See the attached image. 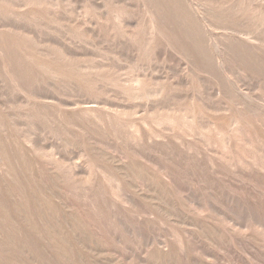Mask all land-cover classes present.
<instances>
[{
    "label": "rangeland",
    "instance_id": "374dc122",
    "mask_svg": "<svg viewBox=\"0 0 264 264\" xmlns=\"http://www.w3.org/2000/svg\"><path fill=\"white\" fill-rule=\"evenodd\" d=\"M44 1L46 3L50 2L52 5L55 3L58 7L46 8V5L40 6L44 8V10L40 9L41 11L46 10V13H48L45 14L48 16V19L45 16L46 21L38 23L26 22V24L25 21L22 22V20H18L14 16V14H20L24 9L19 6V4H21L19 1L0 0V3L8 6L12 12L11 14H0V38L1 36L8 35L20 37L22 41L24 40L29 43L30 46L41 55L49 54V56L52 57H60L61 51H69L72 54L75 53L73 58L76 59L72 60V58V61H67V64H72L76 61V63L74 62L73 64L79 62L94 68L96 67L97 72L94 75L100 76L101 80H94H97L96 82L99 83L109 76V78H107L111 86H108V81L105 82L106 84L103 81L101 83V87L102 84L104 86V90L102 91L103 94L96 100L101 104L105 102L103 104V109H106L105 111L109 110L113 113L122 114L118 117L122 122L128 120L136 123L140 135L146 136L150 132L167 131L168 144L167 146H161L162 148L160 146L149 147V144H144L145 146L142 151L144 152L147 149L146 154L148 153L151 157L149 163L145 160L143 161L140 157L131 155L126 159H119L120 157L117 153H113L114 151L112 152V148L118 149L117 151L122 150L127 152L132 148L130 140L128 139L130 132L126 126L123 124V126H120L115 131L107 130L106 134L108 135V139L105 142L106 146H98L99 144L94 145L89 135H87L91 134L90 131L92 128L95 130L89 122L83 123L84 127L87 129L83 132L82 128L80 130V126L79 128H77L78 126L75 127V123L77 124L78 122L75 121L74 123L73 121H68V116L67 121H63L66 111L62 104L80 100L77 91L75 92V90L69 86L71 84L68 85L65 83L67 86L57 85L56 88L55 86H51L47 81L39 79L38 82L30 86V88L34 89V86H36L35 93L38 94L39 98H44V96L50 98L52 96L51 98H53L57 104L59 103L58 105L55 103V105H44L46 103L42 102L48 100L42 99L40 101L37 100L35 104L36 108L45 106L49 112H51L50 115H53L52 119H54L55 125H53V127H56L60 133V140L55 141L53 135L43 133L47 129L43 121L39 122L40 125L36 122L35 125L37 127L35 126L36 128L34 127V129L28 126V124H24L27 120L24 119L22 115H24L27 111L26 109L29 107L23 104L24 98H21L19 95L15 94V92L12 94L11 90L14 89L13 87H15V85L11 84L8 79L4 82L2 81L3 78H6V70L12 72L17 67H4L0 56V113L4 118L0 117V120L5 124L4 129H0V147L4 150H11V152L8 150L5 154L7 155L6 159H9V164L6 168H10L12 175L5 174L3 170L4 167L0 165V264H9V262L10 264H249L250 257H254V255H256L254 258L264 264V240L262 241L259 238L260 233L264 231V177H255L251 174L249 176L248 172H244L240 170V168H237V170L233 172L232 169L227 168V165L221 159V155L225 153L224 151L230 150L229 152L232 159L240 158V160L243 159L248 161L241 152H248L250 149V143L248 141H255V134L262 136L263 130L257 126V124L255 125L253 120H249L251 128L245 131L243 133L244 135H237L235 129L229 126V114L226 112L215 113L208 111V113L202 116L203 118L201 116L196 117V125L194 128H191L188 122L189 129L181 125L177 126L178 129H175V127H170L172 124H170L168 128L167 125L158 126V124L154 122L165 115H168L169 118L174 121L180 122L182 119L180 113L174 112V114L172 110L178 107V103L182 106L194 99L197 106H201V103L204 102L208 108H223L227 100L225 101L214 96L215 82H223L221 75L217 71H214L213 74H201L199 77V75L190 73L191 69H195L196 67H187L190 71L187 73L184 62H180L178 57L164 50H160V52L159 50L155 51V56L157 58L155 60L153 59L154 51L151 53V59H145V55L142 52L136 51V47H133L125 37L123 38L121 36L123 32H118V30H115L117 28H113L111 24V28L108 29L109 24L107 26L97 20L101 12L100 0H65V2L64 0ZM219 1L222 2V7L224 9H228L235 3V0ZM115 2L117 6L120 4L123 7L125 6V9H132L135 19L139 20V23L141 22L140 16L137 15V10L139 11L142 5L139 0H124L123 2L121 0H115ZM247 2L252 8H256L259 4L261 5L264 0H247ZM19 7H21V9H19ZM76 9L77 12L87 9L91 17H93L91 22H88V24L83 22L76 14ZM53 16H55V18ZM56 19H58V24L56 26L60 25V29L55 26ZM47 20L50 21L47 22ZM21 25L22 29L20 27ZM79 26L80 28H78ZM113 29L116 32L113 31ZM12 30H15V32L13 33ZM32 30L34 31L32 32ZM101 30H103V33ZM58 31L59 33H57ZM70 32H72V34ZM261 36L264 39V32H261ZM66 37L67 40H65ZM41 41H43V43ZM69 42L71 44H68ZM36 44L39 47L34 46ZM53 47L54 49H52ZM135 53L137 55H135ZM260 53L263 54L264 58V51ZM172 58L174 62L178 60L179 63H173ZM98 68H100V72H98ZM198 68L205 70L206 67ZM240 68L241 67L236 66L229 67L233 79H237L243 85L247 84L250 87H255V81H248L245 79L244 77L247 75L240 72ZM122 73H124V75ZM125 74L127 76H140L139 78L151 85V90L156 86L162 89L164 87L163 96L148 98V100L145 98L144 100H142L143 98L141 100L129 99L127 88L125 91L121 84L116 83L126 76ZM119 76L121 78H119ZM113 77L114 83L112 82ZM13 78L16 82V86L17 84L23 86L21 80L15 76H13ZM97 86L100 89V85L97 84ZM8 102L11 103L9 104ZM161 106L163 107L161 108ZM123 113L128 114L130 117L127 115L123 116ZM16 115L17 117L21 115L20 121L24 123L22 122V125L21 123L20 125L22 128L24 127L23 130L21 126L19 128V119L16 120V125L11 123V118L16 117ZM8 118L10 121L9 123H7ZM16 121L14 122L16 123ZM25 126H28L29 129L31 128L30 131L32 133H30L29 130L28 132L31 134L36 147L41 153L58 151L59 155L65 156L66 154L68 157H76L78 153L85 148V150L94 157L95 152L93 150L97 147L102 153H106L105 156L106 159L108 158V161H104L101 165L107 168L117 166L121 169L123 185L127 188L126 193L133 199L135 206L127 204L125 208L120 209L121 207H119V210H122V214L128 215L127 217V215L123 214L124 217L127 218V225L137 224L141 234L143 233V235L146 236L138 237V234L135 232L136 235L134 231L132 233L125 232L124 230L126 229L120 227L118 224L117 227L116 225L111 227L100 226L103 219H106L107 215L112 213V211L110 212L112 209L109 210V207L103 203L109 202V200L111 203L115 201L109 188L101 179L97 178L91 179L90 182L87 181L82 183L66 180L62 172L60 173L57 171L58 169L61 170L60 166L59 168L54 166L56 167L55 170L50 164L46 163L48 167L44 162V165L42 163L43 161L39 160V156L37 157L33 152L27 150V148H23L21 143H19L21 140L15 142L17 138L14 139V137L19 138V135L22 136V134L27 132V127ZM218 128L222 130L226 136L230 134V137L227 138V145H223L221 140L222 137L216 135L215 129ZM201 132H206V134H202ZM103 134L105 133L103 132ZM234 135L235 137H233ZM202 136L205 140H202ZM199 139L200 141L197 142L196 140ZM184 142L185 144L193 146V150H185L183 148ZM228 142H230V144H228ZM39 144L41 147H39ZM81 144L82 147L80 148L79 146H81ZM203 145H205V147ZM51 146H54V148ZM64 146L68 147L66 148ZM72 146H76L74 147L75 150ZM108 146L110 147L109 149L107 148ZM4 158L5 156H3V159ZM34 158L36 159L34 160ZM111 158L115 160L113 163L110 162ZM209 159L217 162L220 167L219 170L215 171L211 169ZM38 160L41 161V164H39L40 162L37 163ZM159 162L164 163L170 168L172 175L170 174L168 179H165L163 175L159 173L160 166H157ZM173 169L178 171V175L174 174L175 170L173 171ZM125 175H128V177ZM175 185L176 188L173 187ZM261 185H263V187ZM208 190L213 196L210 197L211 205H209V211L204 212L202 215H198L193 209L188 207L187 198L195 197L196 200L204 202L205 200L203 199H206L207 195L210 196L209 193H206ZM224 194H226V197ZM145 205L150 206L162 221L145 222V225L144 223L140 224L137 222L133 214L137 209H143ZM132 207L137 209L135 210ZM87 215L91 219L95 217L93 219H97L96 223H99V220H101L100 224L97 225L99 231L95 224L93 227L95 226L96 229L86 221ZM226 217H229L241 227L245 226L246 229H244L245 227L241 229L244 232L240 233L223 229L221 220ZM255 218H257V220ZM255 222H259L263 225L260 227L261 229L255 225ZM34 223L35 227L32 228ZM14 227H17L19 231L21 229L25 232H32H27L28 234L26 237V233L22 231L20 233L18 230L17 232V228ZM13 232L14 234H12ZM133 233L135 235H133ZM28 235L34 238L33 241H35L36 244H33L32 238ZM177 236L180 238L182 244L181 242H177ZM146 237H148V241L150 239V242H152L154 238L165 239L167 247H165V249H158L155 246H153V248L152 246H144L146 245ZM234 238L238 240L242 239L240 243L232 242L231 239ZM243 238L247 239L245 241L248 243L245 242ZM28 240L32 241V243H30V241L28 242ZM21 241L26 242V244L24 242L23 244ZM21 243L23 246H21ZM204 254H210L212 257L210 262L204 260Z\"/></svg>",
    "mask_w": 264,
    "mask_h": 264
},
{
    "label": "bare ground",
    "instance_id": "6f19581e",
    "mask_svg": "<svg viewBox=\"0 0 264 264\" xmlns=\"http://www.w3.org/2000/svg\"><path fill=\"white\" fill-rule=\"evenodd\" d=\"M16 1H19L21 3V4H19V6H21L22 9L23 8L24 9L22 10V12L20 14H17V15L14 14V16L16 19L22 20V22L25 21V23L26 22H34V23L37 22L38 23L41 21H46L45 19L46 18L48 19V16L45 14H48V13H46V10L41 11L42 9L44 10V8H41L43 5L44 6L46 5L47 6L46 8L58 7L55 3H54L55 5L54 4L52 5V4H50V2L46 3L44 0H16ZM121 1L123 2L124 0H121ZM139 1L142 3L140 10L139 11L137 10V15L140 16V20H141L140 23L138 22L139 20L135 19V15L132 13L133 12L132 9L131 10L125 9V6L123 7L120 4H118V2H120V1L117 2V4H118V6H117L115 0H100L101 12L99 13V15L97 17V20L100 21L102 24L104 23V25L108 26V24H109L108 29L111 28L110 27V24H111L113 26V28H117L115 30H118V32H123L121 34V36L123 38L125 37V39H127V41L133 45V47L135 46L136 51L142 52L145 55L144 58L147 60L151 59V56H152L151 53L153 51H154L153 53L155 56L156 50H159V52H160V50H162V51L164 50V51H167V52L173 54L174 56L178 57L180 59V62L181 61L184 62V67H186L187 73L190 72L187 67H196L195 69H191L190 73L194 74V75H199V77L201 74L210 75V74H213L214 71H217L221 75V77L223 78V82L222 83L215 82V88H214L215 95L214 96H216L220 99H223L225 101L227 100V102L224 104L225 106L223 108H218V109L208 108V107H206V104L204 102L201 103V106H199V105L197 106L194 102L195 99L191 100L188 104H184L182 106L179 105V103H178L177 104L178 107L174 108L172 110V112L173 113L174 112L180 113L181 118H182L180 122H177V121L170 119L168 115L167 116L165 115L164 117H160L158 120H156L154 122L156 124H158V126L159 125H161V126L167 125V127H168V126H170V124H172L170 127H172V128L175 127V129H178L177 126H180V125L185 126L186 129H189L190 127L194 128V126L196 125L195 124L196 117H199V116L202 117L203 115L208 113V111L215 112V113L226 112L227 114H229V118H228L229 126H232L233 129H235V132L237 133V135H239V134L244 135L243 133L251 128V124L249 123V120H253L255 125L257 124V126H259L263 130V135L258 136L255 134L254 135L255 141H252V142H250V140L248 141L250 143L249 144V146H250L249 151L248 152H244V151L241 152V154H244L243 156H245V159H247L248 161H245L243 159L240 160V158L232 159L230 156V152H229L230 150L224 151L225 153L221 155V159L227 165V168L232 169L233 172H235L237 170V168H240V170H242L244 172H248L249 176L251 174V175H254L255 177H258V176L264 177V58H263V54L260 53V52L264 51V49H263L264 39L261 36V32H264V2L261 5L259 4L256 8H252V6L248 4L247 0H235L234 5H232L228 9H224L222 7V2H220L219 0H139ZM227 1H229V0H227ZM14 2H13V4H14ZM64 2H65V0H64ZM126 4H127V2H126ZM134 6H135V4H134ZM21 7H19V9H21ZM37 9L41 12H39ZM78 11H79V9H78ZM76 12H77V9H76ZM11 13L12 12L8 8V6L2 5V3H0V14H11ZM76 14L86 24H88V22H91V20L93 18V17H91V14H89V11L87 9H84L81 12H77ZM137 15H136V17H137ZM45 16H46V18H45ZM53 17L55 18V16H53ZM9 18H11V17H9ZM57 20L58 19H56V21H55L56 22L55 26L58 24ZM87 20H89V21H87ZM13 21H14V18H13ZM49 21L47 20V22H49ZM135 23H136V25H135ZM23 25H24V23H23ZM89 25H90V23H89ZM91 25H93V24H91ZM20 27L22 29V25ZM25 27H26V25H25ZM56 27L58 29L61 28L60 25H58ZM75 28H76V26H75ZM78 28H80V26ZM15 29H16V27H15ZM33 29H34V27H33ZM100 29H101V25H100ZM51 30H54V29H51ZM115 30L113 29V31H115ZM22 31H24V30H22ZM33 31L34 30H32V32ZM101 31L103 33V30H101ZM104 31H105V29H104ZM12 32L14 33L15 30L14 31L12 30ZM67 32H68V30H67ZM50 33H51V31H50ZM57 33H59V31ZM70 33L72 34V32H70ZM19 34H20V32H19ZM38 34H39V31H38ZM61 34L64 35L63 33H61ZM44 35H45V32H44ZM28 37H30V36H28ZM67 37L65 40H67ZM74 37H75V32H74ZM30 38H32V37H30ZM68 39H69V37H68ZM41 42L43 43V41H41ZM45 42H46V40H45ZM51 42H52V40H51ZM68 44H71V43L69 42ZM41 45H43V44H41ZM34 46H38V45L36 44ZM91 47H92V45H91ZM52 49H54V47ZM42 52H45V51H42ZM55 52H56V50H55ZM60 53H61L60 57L59 56H57V57L53 56L52 57V56H49V54L48 55H46V54L41 55V54L37 53V51L34 50V48L32 46H30L29 43H27L24 40L22 41V38H20V37L18 38L15 36L12 37V35L11 36L8 35V36H1V38H0V56L2 58V64L4 65V67H17L12 72L6 70L5 71V73H6L5 77L6 78H3L2 81L4 82L6 79H8L11 84L15 85V87H13L14 89L12 88L13 90H11L12 94H14L13 92H15V94L19 95L21 98H24V100L21 99L24 101L23 104L25 106L29 107L28 109H26L27 111L24 113V115H22V117L24 116V119L27 120V121H25V123L22 121L25 125L28 124V126L33 127V129H34V127L36 126L35 125L36 122L39 123V122L43 121L44 125H46L45 127L47 128L46 131L43 133L53 135L55 138L54 139L55 141L60 140L59 131L57 130L56 127H53V125H54L53 120L54 119H52L53 115H50L51 112H49V110L45 106L41 107V108L35 107L37 100L40 101L42 99L48 100V101L42 102V103H46L44 105H48V104L50 105V104H54V103L57 104L54 101V99L51 98L52 96L50 98H46L43 95L44 98H42V97L39 98L38 94L35 93L36 92V86H34V89L30 88V86L37 83L38 80L40 79V80L47 81L48 83H50L51 86H55L56 88H57V85L61 86V85L71 84L69 86L72 87L75 90V92L77 91V94H78V97L80 98V100H75V101L70 102V103L62 104L64 110L66 111V114L64 115L63 121L66 122L67 116H68V121H73L74 123H75V121L78 122L77 124L75 123V127L78 126L77 128H79V126H80V130L82 128L83 132L87 130L86 127H84L83 123L89 122L90 125H92L95 128V130H97V131H95L92 128L90 131L91 134H87V135H89L90 140L93 141L94 145L99 144L98 146H100V145L106 146L105 142L108 139V135L106 134L107 130L115 131L120 126H123V124L126 126V128L130 132L128 139L130 140L132 148H131V150H128L129 152L122 151V150L117 151L118 149L112 148V152L114 151L113 153H117V155L120 157L119 159H122V158L126 159L129 155H131V156L140 157L143 161L145 160L149 163L151 161V157L148 155V153L146 154L147 149L144 152L142 151V149L145 146L144 144H149L148 145L149 147L167 146V144H168V141H167L168 140V134H166L167 131L162 132L163 131L162 130L161 132L160 131H155L152 133L150 132L146 136L140 135L139 130L137 129L136 123L130 122L128 120H127L128 122L127 121H125V122L120 121L118 117H120L122 114L113 113L112 111H109V110L105 111L106 109H103V106H104L103 104L105 102L103 104H101V103L96 101L103 94L102 91L104 90L103 89L104 86L102 84V87H101V83L103 81H104V83L106 81H108V83H107L108 86H111V84L109 85V80H108L109 76H107L108 78L106 77V79L102 78L103 80H102V82L100 81V83L96 82L97 80L95 81L94 79L101 80L100 76L94 75L97 72L96 67L94 68L90 65H87L84 63H79V62H77V64H73L74 62L76 63V61H74L72 64H67V61L69 62V61L76 59V58H73L75 53L73 52L74 54H72L69 51H61ZM77 54H79V53H77ZM130 55H131V53H130ZM135 55H137V54L135 53ZM135 55H134V57H135ZM154 56H153V59L154 60L157 59L156 56L155 57ZM168 56H169V54H168ZM126 57H127V55H126ZM163 57H164V55H163ZM78 60H80V59H78ZM109 60H110V58H109ZM172 61H173V63L176 62V61L174 62L173 58H172ZM177 62H178V60H177ZM231 66L241 67L240 72H242L244 75L245 74L247 75L246 77H244V76L243 77L245 79H247L248 81H251V80L255 81V87H250L247 84L243 85L237 79H235V78L233 79L232 73L229 70V67H231ZM198 67H206V68L204 70V69H201ZM94 69H95V71H94ZM99 69L100 68H98V72H100ZM119 74H121V73H119ZM122 74L124 75V73H122ZM13 76H15L19 80H21L23 83V86H20L18 84L16 86V84H15L16 82H15ZM95 77H99V78H95ZM139 77L126 75L123 78H121L119 76V78H121V79L117 81V79L115 77V80L117 81V82L116 81L115 82L118 84H121L124 87L123 88L124 90L127 88L126 90H127V95H128L129 99L132 98V99H136V100H141L143 98L142 100H144V98H145L148 100V98H152V97H156V96H158V97L163 96L164 89H165L164 87L162 89L161 87L159 88L158 86H156L157 88L155 87L153 90H151V85ZM113 80H114V77L112 78V82L114 83ZM184 80H185V78H184ZM97 84L100 85L99 86L100 89L98 88ZM152 85H154V84H152ZM156 85H158V84H156ZM198 85H199V83H198ZM203 85H204V83H203ZM101 88H102V90H101ZM3 94H4V92H3ZM106 94H107V92H106ZM4 98H5V96H4ZM14 98L16 99L15 96H14ZM138 98H140V99H138ZM181 102H180V104H181ZM6 103H7V101H6ZM62 103H63V101H62ZM162 103H163V101H162ZM18 104H19V101H18ZM115 107H117V106H115ZM162 107L163 106H161V108ZM168 107H170V106H168ZM180 107H182V108H180ZM0 108H1V105H0ZM133 110H134V107H133ZM162 111H164V110H162ZM0 112H1V110H0ZM115 112H116V110H115ZM124 115L129 116L128 114L123 113V116ZM0 117L3 118V116H1V113H0ZM18 117H17V115H16V117H12L11 123L16 125L17 124L16 120L19 119L18 122H19V128H20V126L22 125V122L20 121L21 115H18ZM69 118H70V120H69ZM116 118H118V119H116ZM14 121H16V123ZM9 122L10 121L8 118L7 123H9ZM58 122H59V120H58ZM188 122L190 123V127H188L189 126ZM20 123H21V125H20ZM39 125H40V123H39ZM28 126H25V127H27V132H28V130L29 131L31 130V128L29 129ZM4 127H5V124L0 120V129H4ZM50 127H53V128L49 129ZM212 127H213V125H212ZM21 129L23 130L24 127L22 128V126H21ZM27 132L22 134V136L19 135V138L14 137V139L17 138V140H15V142L18 140H21L20 142L19 141L18 142L21 143L23 148L25 147V148H27V150L33 152L34 155H37V157L39 156V160L43 161L42 162L43 164H44V162H45V164L46 163L50 164V165H52L51 167L53 169L55 168V170H56V167L59 168V166H60L61 170L58 169L57 171L60 173L62 172L63 177L66 180H71V181H74L76 183H82V182H87V181L90 182L91 179L97 178V179H101L105 183V185L109 188V190L112 194V197H114L115 201L113 203H111L109 200V202H106V203L104 202L103 204H105L107 207H109V210L112 209V210H110V212L112 211V213L107 215V218L105 217L106 219H103L102 222H101V220H99V223L98 222L96 223L97 219H95V220L93 219L95 217H92V219L90 217H88V215H89L88 214L86 221L88 223H90V225H92V227L94 224L97 227V225H99L100 222H101L100 226H107V227H111L113 225H116V227H117V224H118L120 227H123L126 229V230H124L125 232H129V233L131 232L132 233L134 231V233L136 232L138 234V237L139 236H146V235H143V233L141 234V231L139 230V227L137 224L127 225L126 224V223H128L126 220L127 218L124 217V215H127V214L123 213L124 214L123 215L121 212L122 210L121 211L119 210V207H121L120 209L125 208V206L127 204L134 206V202H133V199L131 197H129V195H127V193H126L127 188L123 185V178L121 177V175H122L121 169L117 166H113V167L111 166V167L107 168V167H105V166L103 167L101 165V163H103L104 161H108L107 160L108 158L106 159V156H105L106 153L105 154L102 153V151L100 149H97L98 147L93 150L95 152L94 157H92L88 153V151L85 150V148L82 149L76 157H70V156L68 157V155L66 156V154H65V156H62V155H59L58 151H51L50 153H43V152L41 153L40 150L36 147V145L32 139L31 134H29V132L28 133ZM98 132H100V133H98ZM103 132L105 134H103ZM206 132H209V131H206ZM206 132H201V133L206 134ZM215 132H216V135H220L222 137V139H221L222 144L227 145V141H228L227 138L230 137V134H227V136H226V134L222 130H219V128L215 129ZM30 133H32V132L30 131ZM208 134H210V133H208ZM34 135H35V133H34ZM196 135H198V134H196ZM46 137H47V135H46ZM233 137H235V135ZM5 139H7V138H5ZM200 139H201V137H200ZM200 139L196 140V141L198 142V141H200ZM203 139H204V137L202 138V140ZM181 143H183V142H181ZM36 144H38V143H36ZM206 144H207V141H206ZM228 144H230V142H228ZM19 146H20V144H19ZM181 146H182V144H181ZM203 146L205 147V145H203ZM232 146H233V144H232ZM39 147H41L40 144H39ZM51 147L54 148V146H51ZM64 147L67 148L68 146H64ZM72 147L75 150L74 147H76V146H72ZM79 147L81 148L82 144ZM4 148H5V145H4ZM53 148H51V149H53ZM78 148H76V149H78ZM107 148L109 149L110 147L108 146ZM183 148L187 151L193 150V146H191L190 144H185V142L183 144ZM212 148H213V146H212ZM8 150L11 152L10 149H8ZM8 150H4L3 148L0 147V165H2L4 167L3 170H4L5 174L12 176L11 172H10V168H8V169L6 168L9 164L8 163L9 159L8 160L6 159L7 155L5 154V152H8ZM56 150H59V149H56ZM61 151H63V150H61ZM240 151H242V150H240ZM3 156H5L4 159H3ZM217 156H219V155H217ZM36 158H34V160ZM39 160L37 163L40 162L39 164H41V161H39ZM114 161H115L114 158L110 159L111 163H113ZM159 163L158 164L156 163L157 166H160L159 167V173H161L165 179H168L170 174L172 175L170 168L167 167L162 162H159ZM47 164H46V166H48ZM209 165H210L211 169L215 170V171L219 170V168H220L219 165L217 164V162L215 160H212V159H209ZM54 166H56V167H54ZM174 170L175 169H173V171ZM177 173H178V171L175 170L174 174L178 175ZM126 177H128V175ZM251 178H252V176H251ZM172 184H174V183H172ZM261 186L263 187V185H261ZM173 187L176 188V185ZM144 189H145V187H144ZM146 189H148V188H146ZM216 189H217V186H216ZM174 191H175V189H174ZM146 192H148V191H146ZM206 193L208 194L209 190ZM100 195H101V193H100ZM209 195L210 196L207 195L206 199H203V200H205L204 202H201L200 200H196L195 197L194 198L189 197V199L187 198V202L189 205L188 207L193 209V211L196 214L202 215L204 212L209 211V205H211L210 204V197L212 196L210 193H209ZM225 195L226 194H224V196ZM109 204H111V205H109ZM230 208H231V206H230ZM133 209H135V208H133ZM252 210H254V209H252ZM83 215H84V213H83ZM89 216H91V215H89ZM104 216H103V218H104ZM129 216H132V215H129ZM133 216L136 218L137 222H139L140 224L144 223V225H145V222H154V221L155 222L156 221L161 222L162 221V220H160L159 216L156 215L155 211L152 208H150V206H148V205H145V207L143 209H141V208L137 209L134 212ZM100 217H101V215H100ZM127 217H128V215H127ZM84 218H85V215H84ZM255 219L257 220V218H255ZM149 224H151V223H149ZM221 224H222L223 229H225L227 231H229V230L230 231H237L240 233L244 232L241 229L244 228L245 226L241 227L240 225L235 223L229 217L228 218L226 217L225 219L221 220ZM255 225L259 228L263 226L259 222H255ZM95 226L93 228H95ZM33 227H35V223L32 226V228ZM14 228H17V227H14ZM97 228L99 231V227H97ZM102 228H105V227H102ZM253 228H255V227H253ZM30 229H31V227H30ZM244 229H246V227ZM17 230L19 231L18 228L16 229V231ZM32 230H34V229H32ZM21 231L22 230L20 229L19 232L21 233ZM22 232L26 233V237H27V234H28L27 232H30V231H27V232L22 231ZM245 232H246V230H245ZM134 233H133V235L136 234V233L135 234ZM12 234H14V232ZM24 237H25V235H24ZM30 238H32V237H30ZM259 238L262 241L264 240V231L260 233ZM26 239H28V238H26ZM33 239L34 238H32L31 240L33 241ZM143 240H144V238H143ZM177 240H178L177 241L178 243L181 242L179 237L177 238ZM231 240H232V242H238V243L241 242L237 238H234ZM245 240H247V239H244V241ZM29 241L30 240H28V242ZM32 241H30V243H32ZM245 242H247V241H245ZM22 243H21V246H23L24 243L26 244V242H24L23 244ZM34 243L36 244L35 241H33V244ZM145 243H146V245H144V246H152V248H153V246H155L158 249H165V247H167L165 239H161V238L160 239L154 238L153 241L150 242V239L148 241V237H146ZM181 244H182V242H181ZM181 247H182V245H181ZM146 248H148V247H146ZM204 255H203L204 260L207 262H210L211 258H212L210 256V254H207V255L204 254ZM254 257H256V255H254ZM254 257H250L249 264H263L261 261L259 262V260L254 258ZM8 261H9V259H8ZM11 261L15 262L13 260H11ZM9 264H10V262H9Z\"/></svg>",
    "mask_w": 264,
    "mask_h": 264
}]
</instances>
